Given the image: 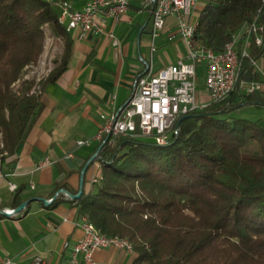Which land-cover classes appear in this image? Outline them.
Here are the masks:
<instances>
[{
    "label": "trees",
    "instance_id": "16d2710c",
    "mask_svg": "<svg viewBox=\"0 0 264 264\" xmlns=\"http://www.w3.org/2000/svg\"><path fill=\"white\" fill-rule=\"evenodd\" d=\"M62 1L0 0V158L18 151L43 108L42 91L68 66L74 39L59 20ZM203 2L194 44L219 52L241 27L264 26V0ZM46 32L60 38L61 51L36 77ZM261 35L240 59L238 81L261 79L251 63L264 54ZM249 106H264V86L246 93L237 83L181 115L166 144L139 129L119 136L99 147L100 177L88 191L70 197L61 189L78 190L56 183L49 205L67 199L102 233L128 239L132 264H264V120L240 115Z\"/></svg>",
    "mask_w": 264,
    "mask_h": 264
},
{
    "label": "crops",
    "instance_id": "0c3cea01",
    "mask_svg": "<svg viewBox=\"0 0 264 264\" xmlns=\"http://www.w3.org/2000/svg\"><path fill=\"white\" fill-rule=\"evenodd\" d=\"M65 1L81 7L88 0ZM203 3L197 0L194 18ZM150 23L148 6L142 0H129L122 17L117 21L107 18L105 32L79 37L77 29L69 31L74 40L66 70L42 91L43 108L18 151L0 158V208L12 207L9 203L16 199L25 203L13 215H0V258H11L12 264H32L39 255L44 264H67L68 252L62 241L82 235L78 223L83 217L67 199L52 205L44 201L51 198L56 183L65 182L78 191L91 188V176L100 174V163L93 157L98 113L107 109L112 95L115 105L128 99L132 80L144 67L139 56L151 57V68L157 70L187 54L174 15L167 16L151 53ZM166 46L174 47L176 53L164 63L161 56L166 57ZM157 53L161 63L155 67ZM198 90L200 102L207 103L205 86ZM78 138L90 139V143L75 146ZM45 157L49 163L38 167ZM93 258L98 264H132L134 252L97 247Z\"/></svg>",
    "mask_w": 264,
    "mask_h": 264
},
{
    "label": "built area",
    "instance_id": "2783aa9c",
    "mask_svg": "<svg viewBox=\"0 0 264 264\" xmlns=\"http://www.w3.org/2000/svg\"><path fill=\"white\" fill-rule=\"evenodd\" d=\"M148 6L151 18L150 51L155 49L154 41L164 29L167 16L174 15L179 34L184 39L187 54L178 57L175 62L168 63L157 70L151 68V57L139 56L144 67L132 80V89L128 99L122 104H114V95L106 110L98 113L99 125L93 139L98 143L93 156L97 161L99 147L112 144L119 136L133 135L136 129L148 130L154 140H167L179 129L178 119L194 108H201L206 103H195L198 67L204 69V86L210 100L224 98L238 83L246 93L261 89L264 86V73L255 59H251L255 70L261 72L262 79L239 80L240 59L248 56L247 47L250 40L260 43L264 26L252 21L239 35L238 49H231L227 42L222 51L216 52L203 44L187 43V28L195 13L197 0H142ZM59 20L77 29L79 37H87L94 33L105 32L107 18L118 20L126 13L129 0H88L81 7H75L69 1L59 4ZM111 35V33H109ZM116 42V41H114ZM90 139L78 138L75 146L89 144ZM68 156L72 155L68 151ZM98 162V161H97ZM49 163L45 157L38 167ZM98 174L91 176L90 181L96 182ZM13 186V185H11ZM65 195H70L61 189ZM52 198L44 201L50 203ZM16 213V208H0ZM82 235L75 240L64 239L62 248L67 250V264H98L93 258L97 247H115L132 251L124 240L107 238L94 224L85 225V218L79 221ZM9 257L0 258V264H12ZM32 264H44L41 256L36 255Z\"/></svg>",
    "mask_w": 264,
    "mask_h": 264
},
{
    "label": "rangeland",
    "instance_id": "374dc122",
    "mask_svg": "<svg viewBox=\"0 0 264 264\" xmlns=\"http://www.w3.org/2000/svg\"><path fill=\"white\" fill-rule=\"evenodd\" d=\"M166 49H167V54H166L165 58L162 57L161 55H159L158 53L155 54V60H154L155 67L160 66L159 63H161V59L159 56H161L164 63H167V62L174 59L176 49L172 46H166ZM60 51H61L60 38L53 35L51 32H46L45 39H44L43 51L40 54L37 66H35L33 68L34 75H36V77H41V76L45 75L48 72V70L52 67L53 59L58 56ZM262 61L264 62V57H263V59L261 58V60L258 61L260 66H262V68H264V65H263L264 63ZM204 77H205L204 69H202L198 75L197 86H196L197 91L195 94V103L197 105H200V103H201L199 100V94L200 93H199L198 89L200 87H203ZM208 96H209V94H208ZM209 99H210V96H209ZM239 113H240V115H244V116L249 117V118H262L264 120V106H260V107L250 106L248 108L242 109L241 111H239ZM140 136L143 139H151L152 138L150 135H147V134H141Z\"/></svg>",
    "mask_w": 264,
    "mask_h": 264
},
{
    "label": "bare ground",
    "instance_id": "6f19581e",
    "mask_svg": "<svg viewBox=\"0 0 264 264\" xmlns=\"http://www.w3.org/2000/svg\"><path fill=\"white\" fill-rule=\"evenodd\" d=\"M64 25H65V27H66V29L68 31L71 30L70 27H69V25H67L66 23H64ZM195 26H196V18H193L192 22L189 24V26L187 28V43L188 44H194L193 43V34H194V31H195ZM246 28H247V25L241 27L236 32H240L241 30H245ZM228 42H229V47L231 49H238V45H239V35H238V33H235L234 32L231 35V39ZM205 47H207V46H205ZM177 131H175V132H177ZM139 133L140 134H147V135H149V131L148 130H139ZM155 141L158 144H166L168 142V139L167 140H155ZM66 196H70V195H66ZM1 214H3V215H13L15 213L10 212V210L0 209V215ZM85 225L86 226H93L87 219H85ZM104 235L107 236V238H116V239L124 240V241L127 242V245L129 246V248L132 249V244H131V242L128 239L123 238V237H119L117 235H113V236L106 235V234H104Z\"/></svg>",
    "mask_w": 264,
    "mask_h": 264
},
{
    "label": "water",
    "instance_id": "95a60500",
    "mask_svg": "<svg viewBox=\"0 0 264 264\" xmlns=\"http://www.w3.org/2000/svg\"><path fill=\"white\" fill-rule=\"evenodd\" d=\"M179 124V121H178ZM94 157V156H93ZM81 194V189L78 191V193L76 195H72L70 194V197H78ZM25 205V203H21L17 208H16V212L21 210L23 208V206Z\"/></svg>",
    "mask_w": 264,
    "mask_h": 264
}]
</instances>
